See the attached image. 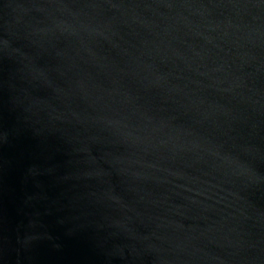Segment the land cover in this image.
Returning a JSON list of instances; mask_svg holds the SVG:
<instances>
[{
	"label": "water",
	"instance_id": "1",
	"mask_svg": "<svg viewBox=\"0 0 264 264\" xmlns=\"http://www.w3.org/2000/svg\"><path fill=\"white\" fill-rule=\"evenodd\" d=\"M0 264H264V0H0Z\"/></svg>",
	"mask_w": 264,
	"mask_h": 264
}]
</instances>
